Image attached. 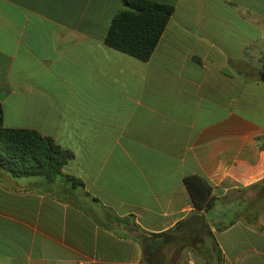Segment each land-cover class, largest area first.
Returning <instances> with one entry per match:
<instances>
[{
    "label": "crops",
    "instance_id": "0c3cea01",
    "mask_svg": "<svg viewBox=\"0 0 264 264\" xmlns=\"http://www.w3.org/2000/svg\"><path fill=\"white\" fill-rule=\"evenodd\" d=\"M151 1L141 61L105 42L123 0H0L4 125L73 156L0 168V264H264V0Z\"/></svg>",
    "mask_w": 264,
    "mask_h": 264
},
{
    "label": "trees",
    "instance_id": "16d2710c",
    "mask_svg": "<svg viewBox=\"0 0 264 264\" xmlns=\"http://www.w3.org/2000/svg\"><path fill=\"white\" fill-rule=\"evenodd\" d=\"M174 7L151 0H123L122 9L109 23L106 36L108 47L148 61L154 53ZM264 83V71L260 74ZM72 154L62 150L55 142L36 131L10 129L4 125V110L0 103V168L13 177H42L52 180L63 175V168ZM78 184L79 181L67 177ZM186 183L199 210L209 211L210 187L199 177H189Z\"/></svg>",
    "mask_w": 264,
    "mask_h": 264
},
{
    "label": "built area",
    "instance_id": "2783aa9c",
    "mask_svg": "<svg viewBox=\"0 0 264 264\" xmlns=\"http://www.w3.org/2000/svg\"><path fill=\"white\" fill-rule=\"evenodd\" d=\"M76 264H94V263L90 260H80L77 261Z\"/></svg>",
    "mask_w": 264,
    "mask_h": 264
}]
</instances>
